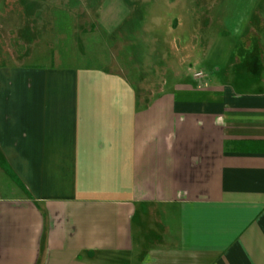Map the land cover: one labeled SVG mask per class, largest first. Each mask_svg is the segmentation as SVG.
Masks as SVG:
<instances>
[{"label":"crops","instance_id":"crops-1","mask_svg":"<svg viewBox=\"0 0 264 264\" xmlns=\"http://www.w3.org/2000/svg\"><path fill=\"white\" fill-rule=\"evenodd\" d=\"M26 59L0 66V264H264V79L146 100Z\"/></svg>","mask_w":264,"mask_h":264},{"label":"rangeland","instance_id":"rangeland-1","mask_svg":"<svg viewBox=\"0 0 264 264\" xmlns=\"http://www.w3.org/2000/svg\"><path fill=\"white\" fill-rule=\"evenodd\" d=\"M9 3L0 11L8 23L0 28V66L31 55L26 64L97 69L146 100L168 83L264 79V0Z\"/></svg>","mask_w":264,"mask_h":264}]
</instances>
